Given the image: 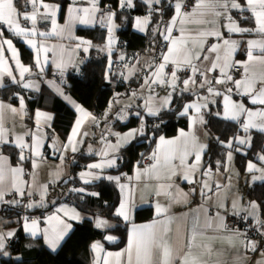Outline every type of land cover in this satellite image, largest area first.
Instances as JSON below:
<instances>
[{
	"label": "crops",
	"instance_id": "0c3cea01",
	"mask_svg": "<svg viewBox=\"0 0 264 264\" xmlns=\"http://www.w3.org/2000/svg\"><path fill=\"white\" fill-rule=\"evenodd\" d=\"M151 10L133 18L132 29L146 34L152 23V7L160 11L164 0H141ZM172 16L160 25L158 43L152 50L130 52L119 41L115 11L100 0L60 2L28 0L20 12L15 0H0V88L17 86L8 99L0 98V149L13 146L25 155L12 164L0 154V207L22 205L30 197L27 216L0 214V260L21 259L13 254L11 242L21 229L31 240H41L52 252L58 251L77 222L93 220L102 229L114 228L115 221L81 211L72 201L52 205L50 192L67 179L73 156L84 152L95 160L76 174L85 184L111 182L119 190L116 213L127 225L122 248L93 245L92 264H264V247L241 233L227 230V218L248 213L255 223H264L258 203L245 196V187L264 182V144L255 159L238 169L235 153H248L256 133L264 136V0H200L190 12L186 0H168ZM121 8L135 7V0H121ZM83 27L107 30L103 45L80 35ZM21 42L31 59H23ZM96 47L108 56V77L120 83L132 82L116 94L110 114L101 123L66 89L67 81H52L49 74L79 73ZM81 49L87 60L81 58ZM186 69L185 75L165 74L168 65ZM241 65L245 78L233 79L232 69ZM186 94L181 115L185 126L176 134H162L151 154L136 162L129 174H116L121 150L145 134L146 115L172 106L174 95ZM36 99L32 106L30 101ZM68 106L75 118L66 138L55 126L57 110ZM220 106L219 116L240 128L228 145L224 167L207 169L205 155L212 134L208 114ZM62 107V108H61ZM129 111H132L129 113ZM138 125L116 128L130 116ZM264 138V137H263ZM71 186L68 188L70 189ZM84 196L98 198L100 192L74 187ZM138 211L152 212L137 220ZM30 215L38 219L32 221ZM116 243L115 234H107Z\"/></svg>",
	"mask_w": 264,
	"mask_h": 264
},
{
	"label": "trees",
	"instance_id": "16d2710c",
	"mask_svg": "<svg viewBox=\"0 0 264 264\" xmlns=\"http://www.w3.org/2000/svg\"><path fill=\"white\" fill-rule=\"evenodd\" d=\"M50 2H60L64 6L69 0H46ZM121 0H100L102 6H109L115 11L116 24L119 25L117 36L120 43L130 52H145L152 50L153 39L155 47L158 43L160 25L167 21L173 14V6L168 0H164L160 6V11L152 7L155 12L152 13V23L146 34L134 31L132 29L133 18L136 15L151 13L150 7L141 0H135V7L121 8ZM28 0H15L16 6L20 12L26 11ZM78 33L92 39L95 45H103L107 39V30L100 27H83ZM23 59L30 60L31 52L19 42ZM109 62L108 56L101 49L94 47L90 52V57L84 63L81 72L70 73L67 76V91L87 108L95 111L98 116V122L101 123L110 114V104L116 94L127 90L132 82L120 83L112 75L108 77ZM66 80V81H67ZM17 90V86L7 85L0 88V98L8 99ZM190 99L189 95H174L173 104L170 108L164 109L155 115H146L147 129L144 135L138 137L135 141L123 148L120 153L118 166L110 169V172L116 174H129L133 171L136 162H141L151 154L156 140L162 134L172 136L176 134L178 127L185 126L186 120L182 117L181 111L186 101ZM36 99L30 101L35 104ZM64 105V104H63ZM62 108V107H61ZM220 106L213 107L208 114L207 127L212 134L208 151L205 155V167L207 169H216L224 167L230 148L228 143L238 133L239 126L231 121L222 119L218 112ZM75 112L64 105L62 109L57 110L55 126L62 139L66 138L72 122L75 118ZM140 118L130 116L125 122H118L116 128L125 130L138 125ZM254 141L249 152L244 154L235 153V163L238 169L245 172L246 162L255 159L258 152L263 148L264 136L254 134ZM0 154H6L10 157L12 164H19L24 161L25 155L13 146H5L0 149ZM75 163L71 166V172L66 180L58 182L50 192V198L54 203L62 200L72 201L81 211L94 215L104 216L115 221L114 228L102 229L96 226L93 220L85 219L82 222L75 223V227L68 238L63 242L61 248L52 252L47 249L41 240H31L23 230H19L17 237L11 242L13 254L20 253L22 258H3L0 264H92L94 258L93 245L101 241L107 248H122L127 239V225L123 223L116 213V208L120 201V193L116 185L107 181H100L95 184H85L77 179L76 174L88 163L95 160V156L84 152H78L73 156ZM71 186L70 189H68ZM84 186L91 190L100 192L98 198L92 196L82 197L75 191L74 187ZM245 196L248 200L258 203L261 216L264 218V182H257L249 187H245ZM27 212L22 205L3 204L0 207V214L4 216H17ZM152 212L138 211L137 220H147L151 218ZM113 233L118 236L116 243H109L106 235Z\"/></svg>",
	"mask_w": 264,
	"mask_h": 264
},
{
	"label": "built area",
	"instance_id": "2783aa9c",
	"mask_svg": "<svg viewBox=\"0 0 264 264\" xmlns=\"http://www.w3.org/2000/svg\"><path fill=\"white\" fill-rule=\"evenodd\" d=\"M200 0H186L184 4V11L185 12H190L193 10L194 6L199 3ZM8 26L6 24H0V31L2 30H7ZM81 58L83 60H87L88 56L87 54L81 49ZM186 69L183 67H179L175 64H170L167 66L165 70V74L167 76L170 75H185L186 74ZM232 78L233 79H244L245 78V73L242 69L241 65H235L232 69ZM49 79L52 81H66L67 80V75L55 71L49 74ZM132 111H129L131 113ZM145 162H149V159L146 158L144 160ZM30 197L28 195L22 196L19 198V201L24 205V207L27 205L29 202ZM23 215L27 216V212L24 211L22 213ZM29 219L32 221H35L37 218L36 215H30ZM227 230L232 233H241L246 239H253L258 241L263 247H264V223H255L251 220L249 217L248 213L246 212H239L235 215H229L227 218Z\"/></svg>",
	"mask_w": 264,
	"mask_h": 264
}]
</instances>
